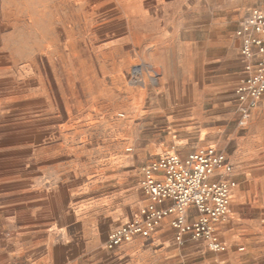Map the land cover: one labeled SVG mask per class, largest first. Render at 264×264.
<instances>
[{"label": "rangeland", "instance_id": "1", "mask_svg": "<svg viewBox=\"0 0 264 264\" xmlns=\"http://www.w3.org/2000/svg\"><path fill=\"white\" fill-rule=\"evenodd\" d=\"M263 5L0 0V230L14 212L38 216L34 203L89 190L59 192L103 178L126 149L163 158L214 145L240 180L225 218L235 245L210 264H231L232 251L234 264H264V94L244 126L235 94L239 31Z\"/></svg>", "mask_w": 264, "mask_h": 264}, {"label": "crops", "instance_id": "2", "mask_svg": "<svg viewBox=\"0 0 264 264\" xmlns=\"http://www.w3.org/2000/svg\"><path fill=\"white\" fill-rule=\"evenodd\" d=\"M161 158L156 152L126 149L112 159L103 178L86 184L75 177L62 181L58 191L70 193L78 186L76 183L89 190L83 193L77 190L64 202L32 204L30 208L35 207L38 216L24 217L14 212V216L9 217L8 232L0 230V264H210V260L222 257L237 239L233 220L223 219L217 223L216 231L227 249L210 254L203 241L188 236L182 243L176 241L177 231L172 227L175 213L165 216L148 237L136 235L114 249L106 247L112 231L141 220L143 212L153 204L144 190V169ZM65 175H61L62 179ZM154 178L160 179L161 174L156 173ZM225 178L234 180L236 185L240 180L234 168ZM234 190L231 195L236 194ZM172 204L167 199L155 206L166 209ZM241 207L234 206V214H241ZM196 215L194 208L187 209L189 221ZM227 256L231 264L239 258L235 251Z\"/></svg>", "mask_w": 264, "mask_h": 264}, {"label": "built area", "instance_id": "3", "mask_svg": "<svg viewBox=\"0 0 264 264\" xmlns=\"http://www.w3.org/2000/svg\"><path fill=\"white\" fill-rule=\"evenodd\" d=\"M240 55L245 59V76L235 90L240 102L242 122L264 94V8L251 12L241 26ZM233 172L228 156L216 147H204L185 156L169 155L144 169V190L153 204L143 212L139 221H131L112 231L106 247L114 249L136 235L148 237L167 215L175 213L172 227L177 231L176 241L185 236L205 243L214 253L226 251L216 225L230 212V197L236 182L225 178ZM156 173L161 174L155 179ZM171 200L172 206L158 209L155 203ZM194 208L197 215L189 221L187 209Z\"/></svg>", "mask_w": 264, "mask_h": 264}, {"label": "bare ground", "instance_id": "4", "mask_svg": "<svg viewBox=\"0 0 264 264\" xmlns=\"http://www.w3.org/2000/svg\"><path fill=\"white\" fill-rule=\"evenodd\" d=\"M241 125H242V126L247 125V122H243ZM208 146L216 147V148H217V146H214V145H208Z\"/></svg>", "mask_w": 264, "mask_h": 264}]
</instances>
